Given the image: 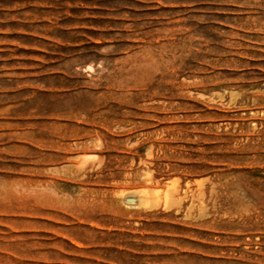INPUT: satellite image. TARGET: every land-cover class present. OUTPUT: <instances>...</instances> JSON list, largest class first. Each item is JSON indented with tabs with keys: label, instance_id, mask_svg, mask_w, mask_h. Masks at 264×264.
I'll use <instances>...</instances> for the list:
<instances>
[{
	"label": "rangeland",
	"instance_id": "rangeland-1",
	"mask_svg": "<svg viewBox=\"0 0 264 264\" xmlns=\"http://www.w3.org/2000/svg\"><path fill=\"white\" fill-rule=\"evenodd\" d=\"M0 264H264V0H0Z\"/></svg>",
	"mask_w": 264,
	"mask_h": 264
},
{
	"label": "bare ground",
	"instance_id": "bare-ground-1",
	"mask_svg": "<svg viewBox=\"0 0 264 264\" xmlns=\"http://www.w3.org/2000/svg\"><path fill=\"white\" fill-rule=\"evenodd\" d=\"M159 55H160V54H159ZM165 58H166V57H165ZM167 59H168V57L166 58V60H167ZM163 60H164V59H163ZM162 66H163V65H162ZM127 92H128V91H127ZM149 154H150V152H149ZM85 161H86V160H85L84 158H82V160H81V158H80V161H78L80 165H83L82 168H84V163H85ZM149 161H150V160H149ZM76 163H77V162H76ZM77 164H78V163H77ZM75 165H76V164H75ZM80 165L78 166L79 168H81ZM63 168H64V167H63ZM154 186H155V185H154ZM170 186H171V185H170ZM171 187H172V186H171ZM166 188H167V187H166ZM141 189H142V188H141ZM171 189H172V188H169L168 190L170 191ZM173 190H174V189H173ZM174 191H175V190H174ZM176 191L178 192V190H176ZM168 193L171 194V192H168ZM172 193H173V191H172ZM172 195H173V194H172ZM170 196H171V195H170ZM170 200H171V197H170ZM170 200H169V201H170ZM132 202H133V201H132ZM134 202H135V201H134Z\"/></svg>",
	"mask_w": 264,
	"mask_h": 264
},
{
	"label": "water",
	"instance_id": "water-1",
	"mask_svg": "<svg viewBox=\"0 0 264 264\" xmlns=\"http://www.w3.org/2000/svg\"><path fill=\"white\" fill-rule=\"evenodd\" d=\"M136 197H134V196H131V197H127V200L129 201V202H134V201H136Z\"/></svg>",
	"mask_w": 264,
	"mask_h": 264
}]
</instances>
